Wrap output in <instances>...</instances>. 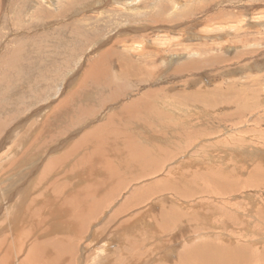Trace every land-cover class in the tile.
Instances as JSON below:
<instances>
[{"label": "rangeland", "instance_id": "374dc122", "mask_svg": "<svg viewBox=\"0 0 264 264\" xmlns=\"http://www.w3.org/2000/svg\"><path fill=\"white\" fill-rule=\"evenodd\" d=\"M151 92L134 134L174 145L157 139L165 155L140 178L98 165L93 181H114L88 224L62 218L73 226L60 239L46 200L76 207L92 186L60 156ZM0 127L8 264H28L41 242L51 264H264V0H0Z\"/></svg>", "mask_w": 264, "mask_h": 264}, {"label": "bare ground", "instance_id": "6f19581e", "mask_svg": "<svg viewBox=\"0 0 264 264\" xmlns=\"http://www.w3.org/2000/svg\"><path fill=\"white\" fill-rule=\"evenodd\" d=\"M111 49V47H108ZM112 50V49H111ZM104 51V50H103ZM113 51V50H112ZM114 52V51H113ZM103 55L102 57L105 59L106 56H109L111 55V51L107 49L103 52ZM102 59V58H100ZM107 62V61H106ZM111 63V62H110ZM104 64V63H103ZM99 65V64H98ZM183 68V67H182ZM181 68V69H182ZM186 68V67H185ZM179 70V69H178ZM153 93L155 92H151V93H147V95H145L140 101H138L139 103H134V104H131L130 106H128V108H126L127 112L124 113L122 110L119 112L120 114H118L117 116H113V117H110L108 122L106 123V125L102 126H98V127H95L93 130L87 132V134H85L83 137H81V139L76 142L71 148V150L69 151L68 155L66 156H60L62 157L61 159H63L64 163L67 164V163H74L73 165L71 164L70 166V169H75L76 172L78 170L79 173H77L78 177L80 176L82 181H86V183H88L90 180V182L92 183V186H89L87 187L86 189L82 190L80 189V193H79V196L78 198L75 200H73L74 202H77V206L74 207V204L72 201V203H69L66 198H63V197H59V196H54V198H50L46 200V210L47 212L49 213V217H54L55 216V219H57V221L54 223V225L56 226H60V228H58L57 230L54 229L53 231L55 232V235L57 234L60 237H62L63 239H65L66 237H64L63 235L66 234V232L68 231L67 228L73 226L71 224V222H73V224L75 225H78V224H88L90 222V217H86L87 215L85 213H87V210L91 211V213L93 214L94 212H98V208H99V205H94L92 204V202L95 200V196L97 194L100 193V191L102 190V185L103 184H106L104 183L107 182V180L109 181H114L112 179H110L106 173L107 171H103V175L104 176L101 181H93V177H96L97 176V172H99V170L97 169V166L98 165H102V166H107V165H112L113 161L114 163L117 162L119 164V166H121L122 168H125L128 170V168H132L133 171H131V177L132 178H140L142 176V174L144 175V173H140V172H146V169H147V172L149 171L148 170V167H151L153 168L154 167V164L156 161V157H160L161 156H164L165 154H163L164 152H159V150L156 149V141L157 139H159V145H166V146H172L174 145L172 143V145H167V144H164L160 142V139H163L162 136H157L155 133V131H152L153 133L150 134V133H147V134H144L142 136H139L140 139H138L137 135H138V132L136 134L135 131H138L140 129H143L141 127H139L137 124H141V123H144L143 122V118H141V114L142 113H145L147 114L148 111H146V108L148 107L149 108V111L151 110H155L154 106H152V103H150L151 100H154V96ZM152 97V98H151ZM114 98V97H113ZM59 107V106H58ZM63 107V106H61ZM132 108L134 109V111H132ZM59 109V108H58ZM62 109V108H61ZM155 112V111H154ZM149 113V112H148ZM62 114V113H61ZM137 115L134 116V115ZM156 114V112L154 113ZM159 114V113H158ZM53 115V114H52ZM128 115V116H126ZM130 115V117H129ZM161 115V114H160ZM51 116V115H50ZM157 118L158 115H156ZM155 116V117H156ZM48 117V116H47ZM52 117V116H51ZM152 117V116H150ZM80 118V117H78ZM118 118H124V121H128L129 119L131 120L130 123H127L125 122L124 124H135V122L137 124L135 125H132V126H136L139 127V129H133V128H116L117 124H115L116 120H119ZM81 119V118H80ZM76 120L78 119H72L71 122L73 123V125H76L77 122H75ZM74 121V122H73ZM123 121V120H121ZM52 122V121H51ZM79 122V121H78ZM81 122V121H80ZM155 122V121H154ZM4 123V122H3ZM67 123V122H66ZM158 123V122H156ZM45 124V123H44ZM49 124V123H48ZM119 124V122H118ZM6 125V124H5ZM52 125V124H51ZM42 126V125H41ZM44 126V125H43ZM5 127V126H4ZM2 127V128H4ZM163 127H167V126H163ZM1 128V127H0ZM1 128V129H2ZM47 128V127H46ZM58 128V126H57ZM168 128V131L170 129V131L172 130V128L170 127H167ZM56 129V127H55ZM64 129V128H63ZM43 130V129H41ZM40 130V131H41ZM145 129H143L144 131ZM174 130V129H173ZM172 130V132H174ZM63 131L62 129H60V126H59V130L55 131L56 133L58 132H61ZM43 132V131H42ZM146 132V131H144ZM171 132V133H172ZM47 133V132H46ZM63 133V132H62ZM49 134V133H48ZM47 134V135H48ZM72 134V133H71ZM74 134V133H73ZM175 134V133H174ZM45 135V136H47ZM58 135V134H57ZM160 135V134H159ZM43 136V134H42ZM48 137V136H47ZM51 137V136H50ZM135 138H137L138 140H136ZM40 139V138H39ZM41 139H43V137H41ZM127 139V141H125ZM44 142L46 140V138L43 139ZM49 141V140H48ZM48 141L46 140V143H48ZM164 141V140H163ZM165 142H167L165 140ZM172 142V141H171ZM50 143V142H49ZM53 143V142H52ZM47 146V144H44ZM150 146H151V150H150ZM40 147V146H39ZM42 147V146H41ZM49 147V145H48ZM177 148V147H176ZM46 149V148H45ZM158 149H160V147H158ZM163 149H165V147H163ZM44 151V150H43ZM37 153V152H36ZM63 154H65L63 152ZM44 155V154H43ZM58 156V154H57ZM233 156V155H232ZM59 159V157H58ZM60 159V160H61ZM160 159V158H159ZM53 161V160H51ZM48 162V161H47ZM57 162V160L53 161V165ZM62 162V161H61ZM160 162V161H159ZM23 163V162H22ZM59 163V162H58ZM63 163V162H62ZM7 164V163H6ZM48 164V163H47ZM50 164V163H49ZM51 164V165H52ZM16 165V164H14ZM26 165V164H25ZM157 165V164H156ZM55 167L56 164L54 165ZM84 166V167H83ZM52 167V166H51ZM49 167V168H51ZM112 167V166H111ZM20 168V167H19ZM24 168V167H23ZM46 168V167H44ZM83 168V169H82ZM85 168H87L86 170H84ZM25 169V168H24ZM56 169V168H55ZM62 169V168H61ZM61 169H59V172L58 173H61L60 171H62ZM20 170V169H19ZM64 170V169H63ZM74 170V171H75ZM98 170V171H97ZM107 170V169H106ZM110 170V169H109ZM108 170V171H109ZM43 171V170H42ZM48 171V170H47ZM54 171V170H53ZM125 171V170H124ZM215 172V170H213ZM17 173H18V170H17ZM16 173V174H17ZM56 173V172H55ZM219 178L220 179H223V177L225 175H229L227 172H223V171H220L219 170ZM31 174V173H30ZM57 174V173H56ZM55 174V175H56ZM63 174V171L62 173ZM100 174V172H99ZM102 174V173H101ZM150 174V173H149ZM15 175V174H14ZM44 175V173H43ZM60 175V174H59ZM45 176V175H44ZM145 176V175H144ZM183 176V175H182ZM210 175H205L204 178H207L209 177ZM230 176V175H229ZM50 177H53V176H50ZM77 177V178H78ZM40 178V177H39ZM54 178V177H53ZM52 178V179H53ZM66 178V177H64ZM180 178V177H178ZM62 179V178H61ZM81 179L78 178L79 181H81ZM182 181H183V178L181 177ZM37 180V179H36ZM45 180V179H44ZM54 180V179H53ZM52 180V181H53ZM64 180V179H63ZM17 181V180H16ZM55 181V180H54ZM68 181V180H67ZM70 181V180H69ZM109 182V183H111ZM181 180L178 182L180 183ZM184 182V181H183ZM47 183V182H46ZM53 183V182H52ZM94 184V185H93ZM38 185V184H37ZM85 185V184H84ZM112 185V183H111ZM46 186V184H45ZM48 186V184H47ZM55 186V185H54ZM73 186V185H72ZM106 186H108L110 188V185L109 184H106ZM36 187V186H35ZM43 188V187H42ZM59 188V187H58ZM65 188V187H64ZM153 188V187H152ZM155 188V187H154ZM44 189V188H43ZM54 189V188H53ZM114 189V188H113ZM9 190V188H8ZM30 190V189H29ZM37 191V190H36ZM54 191V190H53ZM71 191V190H69ZM35 192V191H34ZM49 191L47 190L46 193H48ZM56 192V191H55ZM40 194V193H39ZM38 195V194H37ZM29 196V195H28ZM27 196V197H28ZM70 196V195H69ZM113 196V195H112ZM77 197V196H76ZM104 197V196H103ZM33 199V198H32ZM98 199V198H97ZM28 200V199H27ZM71 200V199H70ZM106 200L107 199H103ZM34 202V201H33ZM37 203H39L37 201ZM96 203V202H95ZM104 203V201H103ZM44 205V204H43ZM102 205V204H100ZM154 206V204H153ZM101 207V206H100ZM103 208V207H102ZM23 209V208H21ZM43 209V208H42ZM45 209V208H44ZM71 209V210H70ZM26 210V209H25ZM73 211V214L71 213L70 214H67L68 211ZM13 211V210H12ZM26 212V211H25ZM24 212V213H25ZM100 212V211H99ZM14 213V212H13ZM39 213V212H38ZM21 215V217H20ZM28 215V214H27ZM67 215L71 216L70 220L68 221H71L70 223L67 222V221H62L63 219L62 218H67ZM83 215V216H82ZM14 216V215H13ZM93 216V215H92ZM22 214L19 212L15 218H22ZM78 217V218H77ZM157 217V216H156ZM14 218V217H13ZM95 218V217H94ZM158 218V217H157ZM12 220V219H11ZM19 220V219H18ZM17 220V221H18ZM35 220V219H34ZM67 220V219H66ZM78 220H80L79 222H77ZM23 221H25L24 217H23ZM44 221V220H43ZM50 221V220H48ZM75 222V223H74ZM64 223V224H63ZM17 224V223H16ZM18 225V224H17ZM16 225V226H17ZM36 225V223H35ZM51 225V224H50ZM79 225V226H80ZM12 225H10V228H11ZM15 226V225H13ZM40 226V225H39ZM58 226V227H59ZM78 226V228H79ZM38 227V226H37ZM77 228V227H76ZM77 228V229H78ZM14 231L16 228H13ZM25 229V228H24ZM39 229V227H38ZM30 230V229H29ZM56 230V231H55ZM17 231H19L17 229ZM41 231V230H39ZM48 231V230H47ZM20 233V232H19ZM79 232H74V229L72 230L71 229V233H69L72 237H76L77 234ZM40 234V233H39ZM43 234V233H42ZM44 235V234H43ZM47 235V233H46ZM51 235V234H50ZM53 235V234H52ZM56 235V236H57ZM79 235V234H78ZM36 236V235H35ZM39 236V235H38ZM42 236V235H40ZM1 237V236H0ZM44 237V236H42ZM71 237V238H72ZM14 238V237H13ZM17 238H19V236H17ZM34 238V236L32 237ZM40 238V237H39ZM49 238V237H48ZM60 238V239H62ZM10 239V238H9ZM35 239V238H34ZM37 240V238L35 239ZM72 240V239H71ZM2 241V240H1ZM13 241V240H12ZM41 242V241H40ZM12 244V243H11ZM18 249L21 250V246H20V242L19 244ZM13 246V245H12ZM55 246V245H54ZM53 246V247H54ZM67 246V245H66ZM1 247V246H0ZM60 247V245H59ZM4 248V247H3ZM47 248V247H46ZM45 248V244H43V242H41L38 246H37V251L34 252L31 257L29 258V260L27 261L28 264H51V263H46L45 259L48 260L49 257L46 256V255H49L47 253L48 249ZM62 247L59 248V255L58 256H63V250L61 249ZM53 249V248H52ZM244 249V248H243ZM73 250V249H72ZM241 250V249H240ZM25 251V250H24ZM34 251V250H33ZM225 252H231V251H226L224 250ZM9 252V251H8ZM8 252H6V254H3V251L0 250V254L1 255H4L5 258H3L2 261H0V264H8V261L10 260L9 259V256H8ZM54 252V250H53ZM61 252V253H60ZM205 252V251H204ZM234 254L237 252L235 250H233ZM238 252L240 253L241 251L238 250ZM5 253V251H4ZM13 253V252H12ZM51 253V252H50ZM45 254V255H44ZM202 254H200L198 252V254L196 256H198L199 258L203 259V256H201ZM23 256V255H22ZM43 256V257H42ZM46 256V257H44ZM11 257V256H10ZM12 258V257H11ZM1 259V257H0ZM8 261H7V260ZM44 259V260H43ZM13 260V258H12ZM56 260V264H61V262H59V258L55 257L54 258V261ZM41 261H45V262H41ZM13 262V261H12ZM15 262V261H14ZM18 263V262H17ZM63 263V262H62ZM66 263V262H65ZM68 263V262H67ZM198 264H202V263H198Z\"/></svg>", "mask_w": 264, "mask_h": 264}]
</instances>
